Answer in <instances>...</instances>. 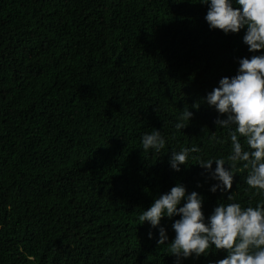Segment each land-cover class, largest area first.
Listing matches in <instances>:
<instances>
[{"label": "trees", "instance_id": "trees-1", "mask_svg": "<svg viewBox=\"0 0 264 264\" xmlns=\"http://www.w3.org/2000/svg\"><path fill=\"white\" fill-rule=\"evenodd\" d=\"M206 12L199 0H0V264H177L158 228L139 224L154 198L181 183L202 195L205 217L220 202L264 200L242 165L216 193L197 160L169 165L193 145V156L230 153L229 129L215 124L226 114L205 97L253 53L244 30H210ZM153 127L159 153L142 150ZM176 219L161 220L169 242Z\"/></svg>", "mask_w": 264, "mask_h": 264}, {"label": "clouds", "instance_id": "clouds-1", "mask_svg": "<svg viewBox=\"0 0 264 264\" xmlns=\"http://www.w3.org/2000/svg\"><path fill=\"white\" fill-rule=\"evenodd\" d=\"M199 2L207 6L204 19L210 30L219 29L225 34L244 30L243 43L253 55L239 59L237 74L220 79L218 87L205 97L208 106L220 116L226 114V119L218 117L215 124L229 129V155L226 158L193 156L201 152L193 145L172 151L169 165L179 172L181 165H189V159L197 160L196 164L216 182L210 187L212 193L230 190L235 171L242 165L248 173L246 185L264 195V0ZM257 52L260 54L256 55ZM191 107L198 110L200 104L194 103ZM192 117L189 106L184 107L176 118L175 130L186 128ZM165 144L161 130L154 127L141 137L144 152L159 153ZM234 199L232 195L227 197L228 201ZM177 216L179 219L171 225L175 235L169 242L166 228L160 226L161 220ZM138 219L139 224L147 222L152 228H158V246L167 244V251L177 258V264L193 256H207L212 249L226 251L225 258L216 264H264V200L246 207L238 202H220L205 217L202 195L195 191L189 194L183 184L177 183L170 191L154 198ZM148 237L153 238L152 232Z\"/></svg>", "mask_w": 264, "mask_h": 264}]
</instances>
